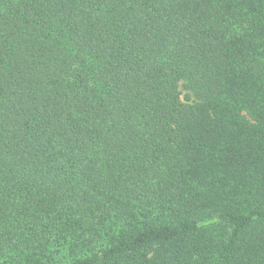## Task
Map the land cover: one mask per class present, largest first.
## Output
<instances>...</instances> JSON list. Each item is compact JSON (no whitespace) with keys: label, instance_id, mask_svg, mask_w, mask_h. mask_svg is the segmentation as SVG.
<instances>
[{"label":"trees","instance_id":"16d2710c","mask_svg":"<svg viewBox=\"0 0 264 264\" xmlns=\"http://www.w3.org/2000/svg\"><path fill=\"white\" fill-rule=\"evenodd\" d=\"M0 264H264V0H0Z\"/></svg>","mask_w":264,"mask_h":264},{"label":"rangeland","instance_id":"374dc122","mask_svg":"<svg viewBox=\"0 0 264 264\" xmlns=\"http://www.w3.org/2000/svg\"><path fill=\"white\" fill-rule=\"evenodd\" d=\"M185 93H186L185 91H183V90L181 91V97L182 98H184Z\"/></svg>","mask_w":264,"mask_h":264}]
</instances>
